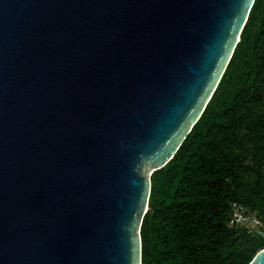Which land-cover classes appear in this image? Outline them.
<instances>
[{"label":"water","instance_id":"obj_1","mask_svg":"<svg viewBox=\"0 0 264 264\" xmlns=\"http://www.w3.org/2000/svg\"><path fill=\"white\" fill-rule=\"evenodd\" d=\"M253 3L0 0V264H141L150 176Z\"/></svg>","mask_w":264,"mask_h":264},{"label":"trees","instance_id":"obj_2","mask_svg":"<svg viewBox=\"0 0 264 264\" xmlns=\"http://www.w3.org/2000/svg\"><path fill=\"white\" fill-rule=\"evenodd\" d=\"M252 231L229 226L232 205ZM141 264H249L264 249V0L174 157L150 176Z\"/></svg>","mask_w":264,"mask_h":264},{"label":"rangeland","instance_id":"obj_3","mask_svg":"<svg viewBox=\"0 0 264 264\" xmlns=\"http://www.w3.org/2000/svg\"><path fill=\"white\" fill-rule=\"evenodd\" d=\"M237 206H241L239 204H233L232 205V215H237L235 216V219H239L240 222H234L233 224H229V226H233V227H243L246 226L248 229L250 230H254L257 227V221H256V217L254 215V213L246 208L242 207V210L238 209ZM237 217V218H236ZM239 217V218H238ZM243 225V226H242Z\"/></svg>","mask_w":264,"mask_h":264},{"label":"built area","instance_id":"obj_4","mask_svg":"<svg viewBox=\"0 0 264 264\" xmlns=\"http://www.w3.org/2000/svg\"><path fill=\"white\" fill-rule=\"evenodd\" d=\"M237 208L238 209H240V210H242V207L241 206H237ZM243 211V210H242ZM235 216H237V215H232L231 217H230V220H229V224H233L234 222H240V220L239 219H235ZM237 218V217H236ZM239 218V217H238ZM257 221V220H256ZM258 222V221H257ZM258 224V223H257ZM243 226V225H242ZM244 227H246V226H244ZM247 228V227H246Z\"/></svg>","mask_w":264,"mask_h":264}]
</instances>
